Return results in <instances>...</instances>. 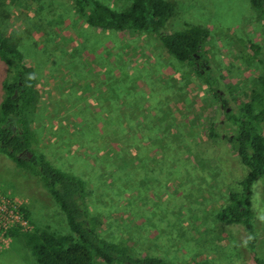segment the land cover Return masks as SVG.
Instances as JSON below:
<instances>
[{
  "label": "rangeland",
  "instance_id": "obj_1",
  "mask_svg": "<svg viewBox=\"0 0 264 264\" xmlns=\"http://www.w3.org/2000/svg\"><path fill=\"white\" fill-rule=\"evenodd\" d=\"M98 1L120 11L132 0ZM167 1L175 13L165 33L208 30L205 51L221 96L169 56L155 34L91 28L72 0H0V32L36 76L39 101L28 115L34 148L84 181L99 235L134 256L168 264L264 263V176L252 187L253 250L242 224L216 218L248 174L228 139L235 126L222 99L230 106L246 101L264 74L262 18L249 0ZM251 45L259 54L249 63ZM5 74L0 62V104ZM0 191L25 208L30 230L68 232L37 177L1 153ZM0 264L37 263L18 240L5 238Z\"/></svg>",
  "mask_w": 264,
  "mask_h": 264
},
{
  "label": "trees",
  "instance_id": "obj_2",
  "mask_svg": "<svg viewBox=\"0 0 264 264\" xmlns=\"http://www.w3.org/2000/svg\"><path fill=\"white\" fill-rule=\"evenodd\" d=\"M77 12L87 26L102 31H135L155 34L165 52L180 63L192 67L203 76L209 88L221 96L218 77L213 75L205 51L209 32L201 26H191L183 31L165 33L166 23L173 17L175 6L167 0H132L120 11L111 9L98 0H72ZM250 6L263 21L264 0H249ZM252 63L259 47L251 45ZM0 62L6 67L1 80L5 97L0 104V153L6 155L18 168L37 177L62 212L68 232L55 233L41 228L7 232L27 249L37 264H168L158 257L134 256L129 249L110 242L99 235V218L88 210L87 189L79 177L54 167L44 154L35 150V134L29 128L28 115L36 111L39 93L34 70L25 63L17 44L0 32ZM228 109L227 121L235 126L228 138L234 144L241 163L248 174L240 183V190L229 192L228 204L216 214L218 221L242 224L251 235L253 250L252 187L257 178L264 176V74L259 76L246 101L231 105L222 99ZM209 136L217 138L213 129ZM21 211L29 222V214ZM255 264H264L254 258ZM199 264H213L203 261Z\"/></svg>",
  "mask_w": 264,
  "mask_h": 264
},
{
  "label": "built area",
  "instance_id": "obj_3",
  "mask_svg": "<svg viewBox=\"0 0 264 264\" xmlns=\"http://www.w3.org/2000/svg\"><path fill=\"white\" fill-rule=\"evenodd\" d=\"M28 225L29 222L21 211V205L0 191V240L8 239L6 235L11 229L30 230Z\"/></svg>",
  "mask_w": 264,
  "mask_h": 264
}]
</instances>
